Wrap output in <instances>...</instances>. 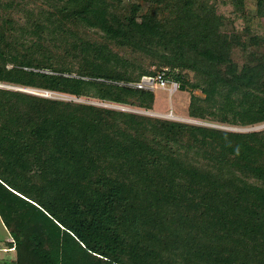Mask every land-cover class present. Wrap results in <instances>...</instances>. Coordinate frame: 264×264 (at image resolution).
Returning <instances> with one entry per match:
<instances>
[{"label":"trees","instance_id":"obj_1","mask_svg":"<svg viewBox=\"0 0 264 264\" xmlns=\"http://www.w3.org/2000/svg\"><path fill=\"white\" fill-rule=\"evenodd\" d=\"M42 1L52 10L31 19L36 39L0 18V82L149 110L154 91L130 84L166 69L189 87L190 117L264 123V37L248 27L243 45L206 0H143L150 7L140 16V5L118 16L114 0ZM232 2L245 17H264V0ZM55 17L58 27H48ZM72 24L102 39L69 41ZM62 35L64 49L54 44ZM127 110L0 87V217L16 251L9 263L264 264V128Z\"/></svg>","mask_w":264,"mask_h":264},{"label":"rangeland","instance_id":"obj_2","mask_svg":"<svg viewBox=\"0 0 264 264\" xmlns=\"http://www.w3.org/2000/svg\"><path fill=\"white\" fill-rule=\"evenodd\" d=\"M114 4L117 5L112 8L113 12L116 13L118 16H128L131 14L132 9L136 8L137 5L141 6L140 12L138 13V16L140 14L145 13L150 5L149 3L143 1V0H114ZM207 4L209 6H214L219 14L225 17L226 19V28L225 31L228 34H232L237 36L240 41L243 43V45H249L250 42V35L246 33V28L250 27V29L254 32V34L260 35L264 37V17L257 16L253 13H250L248 15H242L234 6L232 0H206ZM9 5L8 9H5V5ZM250 8L255 7L254 4H249ZM45 9L49 12L52 10L51 7L44 4L42 0H0V18L2 22H5L7 18H13L15 21L14 26L18 27L19 31L22 32V27H24L26 30H29L28 34L29 37H34L33 33H31L32 29H30L29 23L32 18H34L36 15H38L39 10ZM39 16V15H38ZM46 14L41 15V24H45L44 20H46ZM44 18V20H43ZM54 22L50 23L48 27L50 28H57L59 25V19L55 17L53 18ZM21 26V27H19ZM6 28L8 35H12L11 25L6 23ZM28 28V29H27ZM75 29L77 31V34L75 36L71 37L69 39H79L80 37H83L85 39L95 40V39H102V34L99 32V30L91 28L88 29L82 25L73 26L71 25L70 29ZM46 32H48L46 30ZM36 37V36H35ZM34 37V39H36ZM65 37L57 36L55 37L54 44L60 45L62 49V42L64 41ZM113 51L118 52L120 56H126L128 58H131L134 61H138L145 66V68H154L153 65L150 64V58H146L144 56H138V53H131V51L127 49H121L118 48L115 44L111 45ZM251 48V46H249ZM264 51V48H263ZM243 52L240 46L234 47V57L235 59L242 64L244 57ZM72 57V56H70ZM9 67L12 65L9 64ZM30 69H34V67H31ZM43 71L52 72L53 70L45 69ZM188 78L194 80V73L193 72H187ZM76 75V74H74ZM0 87L11 89V90H21L22 92L51 98V99H61V100H67V101H76V102H85V103H91L95 105H100L104 107L114 108V109H128L129 111L131 108L133 110H139L140 114H146L156 117H163L169 116L171 114L172 120L182 121V122H188L193 124H200V125H207L217 128H222L226 130L231 131H241V132H247V131H254V130H261L264 128L263 124H253V125H229V124H222L219 122H214L210 120H203V119H195L189 116L188 114V105L190 101V89L187 86H184L182 88H179L176 92L173 94L169 93L165 89H159L154 88L156 90V94L158 95L156 99V104L153 109H141L136 107H124V106H112L114 103H110L108 101H100L96 98L92 97H77L74 95H69L61 92H54L42 88L37 87H28L23 85H17L12 83H2L0 82ZM151 90V91H154ZM197 93H201L200 90H197ZM158 100V101H157ZM165 114V115H164ZM164 115V116H163ZM174 116V117H173ZM12 239L11 236H9V231L5 224L3 223L1 217H0V264H10L9 262L14 260L16 258V251L13 250L14 248L10 249L8 247V244L6 243L5 239L8 238Z\"/></svg>","mask_w":264,"mask_h":264},{"label":"built area","instance_id":"obj_3","mask_svg":"<svg viewBox=\"0 0 264 264\" xmlns=\"http://www.w3.org/2000/svg\"><path fill=\"white\" fill-rule=\"evenodd\" d=\"M130 85L143 90H154V88H162L167 90L171 94H173L180 88V83L177 80L169 77L166 69L159 71L156 75H144L139 82L132 83ZM164 117L172 118L171 114L169 116L165 115Z\"/></svg>","mask_w":264,"mask_h":264},{"label":"crops","instance_id":"obj_4","mask_svg":"<svg viewBox=\"0 0 264 264\" xmlns=\"http://www.w3.org/2000/svg\"><path fill=\"white\" fill-rule=\"evenodd\" d=\"M159 89H162V88H159ZM154 93H155V102H154V106H153V108L155 107L156 99H157V97H158V95L156 94V90H154ZM157 101H158V100H157Z\"/></svg>","mask_w":264,"mask_h":264},{"label":"water","instance_id":"obj_5","mask_svg":"<svg viewBox=\"0 0 264 264\" xmlns=\"http://www.w3.org/2000/svg\"><path fill=\"white\" fill-rule=\"evenodd\" d=\"M115 107H117V106H115ZM130 110H132V109H130ZM135 111H138L139 112V110H135Z\"/></svg>","mask_w":264,"mask_h":264}]
</instances>
